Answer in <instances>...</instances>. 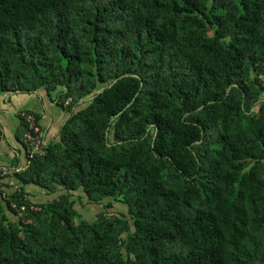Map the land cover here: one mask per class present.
<instances>
[{"label": "trees", "instance_id": "1", "mask_svg": "<svg viewBox=\"0 0 264 264\" xmlns=\"http://www.w3.org/2000/svg\"><path fill=\"white\" fill-rule=\"evenodd\" d=\"M262 77L264 0H0V97L69 116L32 154L19 112L0 264H264Z\"/></svg>", "mask_w": 264, "mask_h": 264}, {"label": "crops", "instance_id": "2", "mask_svg": "<svg viewBox=\"0 0 264 264\" xmlns=\"http://www.w3.org/2000/svg\"><path fill=\"white\" fill-rule=\"evenodd\" d=\"M262 79L264 81V77ZM53 96H50L44 89H40L35 92H18L0 97L1 165L10 166L17 160H19L18 169L25 165V149L18 139L22 126L19 112L28 111L37 116L41 136L48 144L59 136L69 116L67 111L54 102ZM10 182L14 183V179ZM26 190L32 195L36 194L35 196L43 192L33 185H28Z\"/></svg>", "mask_w": 264, "mask_h": 264}, {"label": "rangeland", "instance_id": "3", "mask_svg": "<svg viewBox=\"0 0 264 264\" xmlns=\"http://www.w3.org/2000/svg\"><path fill=\"white\" fill-rule=\"evenodd\" d=\"M54 98L55 96H53V99ZM113 203V207L106 209L105 205L107 204V201H104L101 205L96 206V204L90 202L86 196H83V199L77 202L76 208L86 220L95 219L96 214L104 210L110 215H118L120 213L128 214V209L126 206L116 201H113Z\"/></svg>", "mask_w": 264, "mask_h": 264}, {"label": "built area", "instance_id": "4", "mask_svg": "<svg viewBox=\"0 0 264 264\" xmlns=\"http://www.w3.org/2000/svg\"><path fill=\"white\" fill-rule=\"evenodd\" d=\"M26 119L29 121V132L26 133L24 142L27 145L28 149L29 147H32L31 153L33 154L34 152H39L40 154L44 153V143L42 141V137L40 135V129L36 126V118L34 115H26ZM3 174L7 173L6 168L0 169ZM19 192V191H18ZM15 207V205H12ZM22 209H24V206H22Z\"/></svg>", "mask_w": 264, "mask_h": 264}]
</instances>
